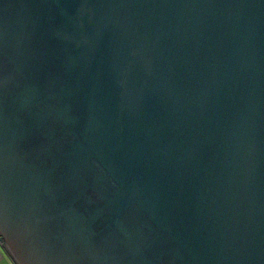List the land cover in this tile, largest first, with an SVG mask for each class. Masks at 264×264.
<instances>
[{"label":"water","instance_id":"obj_1","mask_svg":"<svg viewBox=\"0 0 264 264\" xmlns=\"http://www.w3.org/2000/svg\"><path fill=\"white\" fill-rule=\"evenodd\" d=\"M0 241L264 264V0H0Z\"/></svg>","mask_w":264,"mask_h":264},{"label":"crops","instance_id":"obj_2","mask_svg":"<svg viewBox=\"0 0 264 264\" xmlns=\"http://www.w3.org/2000/svg\"><path fill=\"white\" fill-rule=\"evenodd\" d=\"M0 264H15L8 251L3 247L0 241Z\"/></svg>","mask_w":264,"mask_h":264}]
</instances>
